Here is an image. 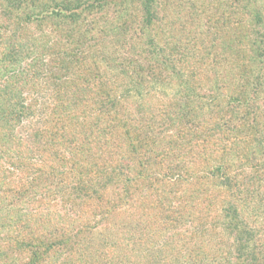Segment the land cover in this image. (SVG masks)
I'll list each match as a JSON object with an SVG mask.
<instances>
[{
	"label": "rangeland",
	"instance_id": "374dc122",
	"mask_svg": "<svg viewBox=\"0 0 264 264\" xmlns=\"http://www.w3.org/2000/svg\"><path fill=\"white\" fill-rule=\"evenodd\" d=\"M239 84L250 153L208 164L187 105L204 120ZM200 191L220 198L177 211ZM158 195L168 211L142 202ZM247 260L264 264V0H0V264Z\"/></svg>",
	"mask_w": 264,
	"mask_h": 264
},
{
	"label": "trees",
	"instance_id": "16d2710c",
	"mask_svg": "<svg viewBox=\"0 0 264 264\" xmlns=\"http://www.w3.org/2000/svg\"><path fill=\"white\" fill-rule=\"evenodd\" d=\"M246 72H249V71H246ZM253 76L250 79L249 84H253V86H254V84L255 85L257 84L256 81H259V80H256V78H255L256 76L255 77H253ZM238 86L240 87V90L238 92V96H233V97L230 96L229 99H232V100L227 99L226 100V106L223 107V110H221V111H220V109H218L219 106L216 105L218 107L214 108L213 109L214 111L213 110L211 111V113L213 115L205 118L204 120L199 119L198 116L196 115V110L200 109V106L198 104H196V105L195 104L194 105L188 104L187 105V107H189V109H188L189 114L191 115L189 121L191 124L190 133L193 134L192 138H194V140H197V137L195 138L194 136H198V138H201L200 139L201 141H198L196 144H195L196 141H194V143L192 144V149L194 147L199 148V150L201 151L200 152L201 154L199 157L204 156L205 157L204 161L206 163H208V161L210 162V161H213L214 159H216V161L217 160L220 161L219 165L222 167L223 160H228L230 162V160L232 161L233 160L232 158L235 157L234 155H236V158H238L237 154L242 155V153L238 150V148L241 147L243 144L248 145V147H247L248 150L247 151L245 150V155L250 153V151H249L251 148L250 143L252 142V141H250L251 135H248L249 134L248 131H245L247 133L246 134L245 132H243L242 129H247V130L250 129V125L256 121V118L255 117H252V119L251 118L250 119L245 118V115H244L245 109H241V108L247 107V105H243L244 101L246 99V96L244 98V95H245L244 94L245 93L244 92V85L239 84ZM238 97H240V98H238ZM108 99H109L108 101H111L110 98H108ZM232 102H234V103H232ZM113 105L114 104L112 103V106ZM185 109H183L184 111L182 114V117L185 118V120L181 118V119H177L176 121H174L172 119L171 122L172 121H174V122L179 121V123H180L182 120H184L185 123H188L189 121H187V119H186L187 118L186 117L187 112H185ZM255 110H258V109H255ZM109 111H110V107L107 109V112H109ZM230 112H232V114H230ZM233 116L238 118V121L235 123H231L232 125L228 126L227 122L232 121V118H234ZM226 117H228V118L224 119ZM223 126H226L229 130L236 129L238 132L236 134L228 133L226 130H223ZM179 135L182 136L181 138L183 140H186V139H184L185 137L188 139V136H183L182 132L179 133ZM220 139H222V141L225 143L221 144ZM172 144H173V146L175 144V148H178V150L181 149L180 145H178L177 142H173ZM199 146H203V147H199ZM209 147L212 148L211 153H210L211 157H213V155H215L216 152H221L222 157L218 156L216 158H210L209 159L206 156L207 151L210 150V149H208ZM202 148L204 150H202ZM149 153H153V156L155 158H161V160L163 162L164 160H167L168 158H170L172 151L164 152L166 154L155 153V152H153L152 148H149ZM164 155H166V156H164ZM232 155H233V157H232ZM230 157H232V158L230 159ZM157 160H159V159H157ZM162 162L159 161L158 163H162ZM231 163L232 162H230V164ZM153 180H156V178ZM158 180L161 183L163 181L162 179H158ZM199 180L200 179L196 180L195 183H197V181H199ZM158 189H160V187H154L153 182H150L149 190L157 191ZM205 193H207V192L202 191L200 194H205ZM206 195H207L206 197H205V195H202L204 198V201L203 200L200 201L199 199L197 200V198H199V197H195V196H192V200H190L186 196H183L182 198L186 204L181 205L178 208L179 210H177V211L181 212L182 210L185 211L186 209H189V208L196 210V209H199L197 205H199L200 209L202 210L203 208H206V206H207L206 204L208 202L214 200L213 204H215L216 202H218L217 199L220 198V196L216 198L214 196V194H212L211 191H208V193ZM199 196H201V195H199ZM142 202L144 203L145 207L147 205V206L152 208V207H155L157 205V206H159L158 208L161 209V211H163V210L168 211L165 208V203L163 201L162 195L156 196V198L153 199V201L150 199H145ZM190 202H191V204H190ZM188 205L190 207H188ZM222 205H223V203H222ZM169 211H170V213H174V210H169ZM224 213H225V217L227 218L225 224H227V226H229V227H232V229L235 230V232H237L239 243H240L239 249L243 250V248H245L246 245L248 244V238H250L249 226H247L245 224V221L241 219L238 208L234 202H231L224 207ZM136 221H137V223H141L140 222L141 220L139 217L136 218ZM238 260H240V259H238ZM247 261H248L247 264H254V260H253V262H252V260L250 262H249V260H247ZM239 263H241V260Z\"/></svg>",
	"mask_w": 264,
	"mask_h": 264
}]
</instances>
